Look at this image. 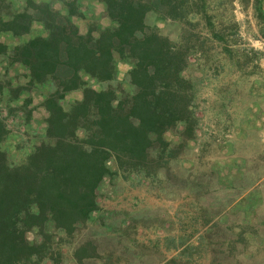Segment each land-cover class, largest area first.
<instances>
[{
    "label": "rangeland",
    "instance_id": "obj_1",
    "mask_svg": "<svg viewBox=\"0 0 264 264\" xmlns=\"http://www.w3.org/2000/svg\"><path fill=\"white\" fill-rule=\"evenodd\" d=\"M9 1L14 9L25 5ZM241 1L232 8L212 5L222 40L202 20L189 26L147 13L146 23L162 36L178 43L185 34L195 43L183 71L192 82L193 137H182V126L165 134L175 157L156 181L120 174L109 161L96 191L99 209L85 224L70 233L51 222L27 231L29 241L49 246L39 264H264V0H257L260 18L254 0ZM231 17L234 29L226 22ZM72 21L81 32L111 25L97 0H77ZM0 36L7 45L22 40ZM115 66L113 80L89 85L131 91V64L117 60ZM25 73L0 59V75L12 84L0 93L8 130L1 149L10 165L22 163L46 132L48 89L27 87ZM80 98L73 91L60 102L67 109Z\"/></svg>",
    "mask_w": 264,
    "mask_h": 264
},
{
    "label": "trees",
    "instance_id": "obj_2",
    "mask_svg": "<svg viewBox=\"0 0 264 264\" xmlns=\"http://www.w3.org/2000/svg\"><path fill=\"white\" fill-rule=\"evenodd\" d=\"M97 1L111 25L81 32L72 21L77 0H25L22 9L0 0V35L22 38L14 45L0 38V59L24 67L27 87L48 89L44 138L20 164H8L1 149L8 130L0 118V264L42 261L49 246L46 240L42 246L29 241L31 228L51 222L70 233L85 224L99 209L96 191L109 161L120 174L156 181L175 157L165 134L182 126L181 136L193 137L192 82L183 71L197 51L195 43L185 34L186 41H170L146 16L154 12L189 26L202 20L222 40L212 5L232 8L234 0ZM253 4L260 18L257 0ZM226 22L229 29L237 27L234 17ZM117 60L131 64L126 78L131 91L116 94L112 87L89 85L113 80ZM8 86L0 75V93L11 90ZM73 91L81 98L65 109L60 101Z\"/></svg>",
    "mask_w": 264,
    "mask_h": 264
}]
</instances>
